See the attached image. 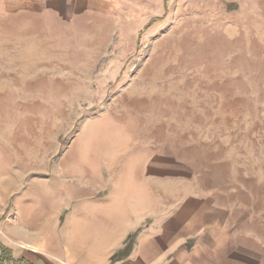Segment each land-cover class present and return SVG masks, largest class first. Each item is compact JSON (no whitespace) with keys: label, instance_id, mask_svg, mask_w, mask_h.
<instances>
[{"label":"rangeland","instance_id":"obj_1","mask_svg":"<svg viewBox=\"0 0 264 264\" xmlns=\"http://www.w3.org/2000/svg\"><path fill=\"white\" fill-rule=\"evenodd\" d=\"M12 2L0 0V16ZM89 6L73 43L49 53L55 70L0 95L18 132L48 141L46 170L22 173L16 188L0 173V247L38 237L20 220L8 226L15 201L36 228L55 220L56 230L74 189L130 188L162 222L192 213L210 227L204 264H264V0Z\"/></svg>","mask_w":264,"mask_h":264},{"label":"crops","instance_id":"obj_2","mask_svg":"<svg viewBox=\"0 0 264 264\" xmlns=\"http://www.w3.org/2000/svg\"><path fill=\"white\" fill-rule=\"evenodd\" d=\"M89 4L90 0H14L2 11L0 27L6 29L10 47L8 54L0 55V95L19 90L17 85L30 84L33 78H47L50 69L55 70L49 53H57V44L73 43L80 20L91 18ZM47 142V137L18 132L15 121L0 113V173H14L9 175L8 187H18L22 173L46 170ZM131 190L120 197H100L97 188L74 189L73 211L59 230H53L55 220L51 229L44 219L36 228L26 209L18 205L20 200L15 201V216L8 226L20 220L25 233L38 237L30 243L13 238L11 245L0 247V258L3 248L8 252L3 264H107L135 232L128 255L110 264H204L213 259L210 227L194 226L192 213L169 222L175 212L162 222L160 213L150 211Z\"/></svg>","mask_w":264,"mask_h":264},{"label":"trees","instance_id":"obj_3","mask_svg":"<svg viewBox=\"0 0 264 264\" xmlns=\"http://www.w3.org/2000/svg\"><path fill=\"white\" fill-rule=\"evenodd\" d=\"M136 234L137 233L135 232L134 234L128 236V242L125 243L124 248H122L120 251L115 252L111 256V260H110L111 263L121 260L122 258H125L128 255L129 251L132 248ZM1 251H2V256L0 258V264H3V262L7 261L9 258L7 256L8 252L5 248H3Z\"/></svg>","mask_w":264,"mask_h":264},{"label":"bare ground","instance_id":"obj_4","mask_svg":"<svg viewBox=\"0 0 264 264\" xmlns=\"http://www.w3.org/2000/svg\"><path fill=\"white\" fill-rule=\"evenodd\" d=\"M51 228V227H50ZM58 228V227H57ZM44 229H45V227H44ZM59 230V229H58ZM44 231V230H43Z\"/></svg>","mask_w":264,"mask_h":264}]
</instances>
